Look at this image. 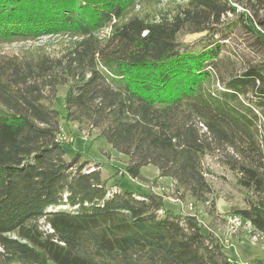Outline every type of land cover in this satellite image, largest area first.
<instances>
[{
    "label": "trees",
    "instance_id": "16d2710c",
    "mask_svg": "<svg viewBox=\"0 0 264 264\" xmlns=\"http://www.w3.org/2000/svg\"><path fill=\"white\" fill-rule=\"evenodd\" d=\"M143 1L0 0V46L67 39L57 55L0 51V264H233L194 216L66 160L60 119L99 129L131 178L151 164L195 201L211 194L203 156L221 153L246 191L234 213L264 236V61L240 66L223 42L242 29L264 54V0ZM187 32L205 35L190 47Z\"/></svg>",
    "mask_w": 264,
    "mask_h": 264
},
{
    "label": "rangeland",
    "instance_id": "374dc122",
    "mask_svg": "<svg viewBox=\"0 0 264 264\" xmlns=\"http://www.w3.org/2000/svg\"><path fill=\"white\" fill-rule=\"evenodd\" d=\"M230 1L234 2L239 10L243 9L244 4H248V0ZM166 3L163 0H144L140 6L142 11L155 13L158 9H168L170 6ZM204 35V32L179 33L177 40L195 47L202 42ZM252 41L247 32L238 29L223 42L230 55L238 59L240 66H244L264 61V54ZM66 42L65 37L43 36L35 40L3 44L0 51L15 55L41 48L49 54L57 55L63 50ZM65 91V85L57 87V96L61 101ZM52 107L63 112L57 101H53ZM57 139L63 144L66 160L72 159L75 153L79 152V163L85 162L83 171L98 170L108 190L128 188L157 194L161 196L164 205L173 212L194 216L219 240L233 264H264V236L255 232L248 222L234 213L236 209L246 206V191L237 184L236 174L221 163V153L204 155L201 160L202 169L211 187L208 200L201 202L193 200L182 189H177L173 179L160 176L158 169L151 164L141 167L139 177L131 178L125 171L127 156L107 143L97 128L60 119ZM224 152L231 150L227 148ZM40 225L43 229L47 228L43 220Z\"/></svg>",
    "mask_w": 264,
    "mask_h": 264
}]
</instances>
